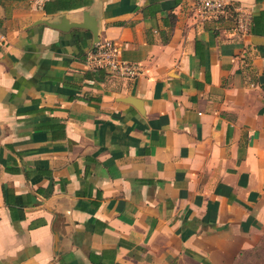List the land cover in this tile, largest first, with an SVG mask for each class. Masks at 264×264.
<instances>
[{"label":"crops","instance_id":"obj_1","mask_svg":"<svg viewBox=\"0 0 264 264\" xmlns=\"http://www.w3.org/2000/svg\"><path fill=\"white\" fill-rule=\"evenodd\" d=\"M193 1L0 0V264H232L260 242L264 0H233L246 35ZM75 25L138 74L88 68Z\"/></svg>","mask_w":264,"mask_h":264},{"label":"built area","instance_id":"obj_2","mask_svg":"<svg viewBox=\"0 0 264 264\" xmlns=\"http://www.w3.org/2000/svg\"><path fill=\"white\" fill-rule=\"evenodd\" d=\"M185 15L197 21L218 22L229 15L238 34L246 35L251 23L248 10L233 0H195L188 4ZM86 66L92 70H103L113 78H133L138 74L136 67L123 62L118 47L110 40H100L87 55Z\"/></svg>","mask_w":264,"mask_h":264},{"label":"trees","instance_id":"obj_3","mask_svg":"<svg viewBox=\"0 0 264 264\" xmlns=\"http://www.w3.org/2000/svg\"><path fill=\"white\" fill-rule=\"evenodd\" d=\"M262 246H264V236L262 237L260 242L255 247H253L252 249H250L248 251L241 252L236 257V259L233 261L232 264H243V262L245 261L246 258H253V257L259 256L260 251L262 250ZM176 263L181 264V261L178 259H174L170 264H176Z\"/></svg>","mask_w":264,"mask_h":264},{"label":"water","instance_id":"obj_4","mask_svg":"<svg viewBox=\"0 0 264 264\" xmlns=\"http://www.w3.org/2000/svg\"><path fill=\"white\" fill-rule=\"evenodd\" d=\"M47 26L54 28V29H59L61 30L60 26L58 23L54 22V23H46ZM74 27L76 28H87V30H89L92 33L93 36V46L99 41V38L97 37V31H96V27H86V26H81V25H75Z\"/></svg>","mask_w":264,"mask_h":264},{"label":"rangeland","instance_id":"obj_5","mask_svg":"<svg viewBox=\"0 0 264 264\" xmlns=\"http://www.w3.org/2000/svg\"><path fill=\"white\" fill-rule=\"evenodd\" d=\"M176 264H180V263H176ZM181 264L183 263L181 262ZM243 264H264V246H262V250L260 251L259 256L253 258H246Z\"/></svg>","mask_w":264,"mask_h":264}]
</instances>
